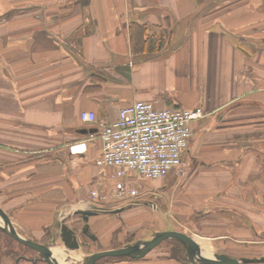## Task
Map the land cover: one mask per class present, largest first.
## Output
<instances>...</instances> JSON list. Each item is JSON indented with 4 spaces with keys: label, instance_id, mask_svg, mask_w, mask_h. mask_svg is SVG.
<instances>
[{
    "label": "crops",
    "instance_id": "obj_1",
    "mask_svg": "<svg viewBox=\"0 0 264 264\" xmlns=\"http://www.w3.org/2000/svg\"><path fill=\"white\" fill-rule=\"evenodd\" d=\"M132 21L165 34L164 49L133 53ZM137 100L204 111L164 181L101 166L102 141L81 119L94 111L112 123ZM121 187L136 194L120 197ZM0 207L44 244L65 246L66 213L98 211L96 238L70 225L79 241L148 213L231 257H264V0H0ZM12 249L0 264H50ZM100 264L186 263L153 253Z\"/></svg>",
    "mask_w": 264,
    "mask_h": 264
},
{
    "label": "built area",
    "instance_id": "obj_2",
    "mask_svg": "<svg viewBox=\"0 0 264 264\" xmlns=\"http://www.w3.org/2000/svg\"><path fill=\"white\" fill-rule=\"evenodd\" d=\"M203 116L202 108L158 107L144 100L122 107L112 123L100 121L94 111L81 113L82 121L96 129L90 137L102 141L98 163L115 168L117 177L135 172L147 180H159L181 169L193 135L192 122ZM91 194L101 197L97 190ZM135 194L134 189L122 187L118 192L120 197Z\"/></svg>",
    "mask_w": 264,
    "mask_h": 264
},
{
    "label": "water",
    "instance_id": "obj_3",
    "mask_svg": "<svg viewBox=\"0 0 264 264\" xmlns=\"http://www.w3.org/2000/svg\"><path fill=\"white\" fill-rule=\"evenodd\" d=\"M88 131L94 132L96 131V129H90ZM77 213H80L84 216V219L86 220L84 232H88L90 230L88 223L89 217L97 215L98 212L93 210H80L77 211ZM0 217L4 222L3 225H0L1 228L12 238L39 252L41 257L50 264H60L53 256L54 253L52 247L56 244L39 243L37 241L19 235L15 230L10 217L1 207ZM92 237L96 238L94 235ZM61 238L68 249H80L81 245L76 231L66 223H62L61 225ZM170 238L176 239L181 242L185 246V250L187 252L189 260L193 261L196 264H252L264 262V257H242L239 259L231 257L230 255L225 253H216L214 257H209L203 254L202 246L196 241L193 236L178 230H162L156 232L155 235L150 239L138 240L134 243H129L125 246L118 248H111L92 252L87 255L83 261L77 262L75 264H98V261L104 257L128 256L133 259L145 258L150 251L156 248L164 240Z\"/></svg>",
    "mask_w": 264,
    "mask_h": 264
},
{
    "label": "rangeland",
    "instance_id": "obj_4",
    "mask_svg": "<svg viewBox=\"0 0 264 264\" xmlns=\"http://www.w3.org/2000/svg\"><path fill=\"white\" fill-rule=\"evenodd\" d=\"M173 171H176V170H172L171 172H173ZM171 172H170V174H171ZM133 173L135 174V172H133ZM165 178L166 177L161 178L160 181H164ZM150 181L155 182V181H158V180H150ZM147 185L148 184H146V186ZM151 188L150 187H147V190H151ZM134 190H135V188H134ZM91 196L93 197L92 194H91ZM137 197H139V196H137ZM140 197L142 198L143 196H140ZM143 198H144V202H148L149 195L146 194V196H144ZM128 200H129L128 202L125 201L124 203H130V204L131 203L132 204L135 203L132 199H128ZM134 206L135 205H131L129 207H134ZM151 207H152V205H151ZM151 207H147L146 206V208H148V209L151 208ZM106 209L109 210L110 207L109 208L108 207H102V209L100 211V213H101L102 216L105 215L104 214V211ZM96 210H97V208H96ZM102 210H104V211H102ZM119 215L122 217V214H119ZM94 216L95 215H93L92 218ZM152 216H154V215L152 214ZM78 217H79V219H78ZM117 218H120V217H117ZM60 221L68 224L69 226L70 225H74L73 226L74 228H76L77 226H79L82 223L81 217L78 216V215H75L74 213H71V214H67L66 213V216H63ZM102 222H106V221L102 219ZM115 222L116 221H109V224H114ZM138 222H141V223H138ZM159 223H160V221H157V220H154L153 218H150L149 215H148V213H147L146 216H144L143 218H139L138 220H130V221H128V223H127L128 225H126L123 229H120V228H114V229H112V228H110L109 230H112V231H110V232L108 231V235L107 236H104V238H103L102 241L100 240L101 238L99 236H98V241H93L94 240L93 238L92 239L91 238H86L85 236H82L81 235L80 236V243H81L80 249L73 250L75 253L78 254L77 255L78 257H74L73 259H69L70 260V264H75L77 262L83 261L84 258H85V256H86V253H89L90 254L91 252H95L97 250H105L107 247H112L113 248V246H114V248H118V247L125 246V245H127L129 243H134V242H136L138 240L150 239L158 231H162V230H178V231L185 232V231L180 230V229H167V227L165 229V227L164 226L161 227L159 225ZM3 224H4V222L2 223V225ZM168 224H169V221H168ZM108 237H110L111 239L108 238ZM57 240H61V239L59 238ZM50 244H52V243H50ZM53 244H56V243H53ZM59 246L62 247L63 244L62 245H59ZM115 246H117V247H115ZM6 248H13L12 250H14L16 253H21V254H25L26 253L27 256L37 255L38 254L34 249H32V248H30V247H28V246H26V245H24V244H22V243H20V242H18L16 240H14V239H12L11 237H9L5 233V235L2 236V239L0 241V251L1 252H4V250ZM62 248L64 250H68V252L71 251V250L67 249L66 246H63ZM179 248L181 249L180 250V254L182 255L181 257H182L183 261L184 260H187V262H188L186 264H196L193 261H190L189 260L188 255H187V252L185 250V246L181 242H179L178 240L173 239V238L164 240L156 248H154L152 251H150L151 252V253L149 252L150 254L148 253L147 255H151L153 253H158L159 255L160 254H166V256H168L169 253H171L174 250H177ZM91 250H94V251H91ZM210 253L211 254H210L209 257H214V255L216 253H221V252L218 251V250H216V249H213L212 248ZM147 255H146V257H147ZM18 260H20L21 263L24 262V259H21V255H19V256L16 257L15 261H18ZM103 261L105 262V261H115V260L112 257H104V258H101L98 261V264L102 263ZM116 261H118V260H116ZM252 264H254V263H252Z\"/></svg>",
    "mask_w": 264,
    "mask_h": 264
},
{
    "label": "trees",
    "instance_id": "obj_5",
    "mask_svg": "<svg viewBox=\"0 0 264 264\" xmlns=\"http://www.w3.org/2000/svg\"><path fill=\"white\" fill-rule=\"evenodd\" d=\"M167 44V36L165 34L148 32L147 25L138 21H132L130 25V45L133 53L138 54H156L164 49ZM0 230L3 231L2 228ZM180 248L169 253V258L183 261L180 254ZM115 261L133 260L128 256L112 257ZM183 262L188 263L187 260Z\"/></svg>",
    "mask_w": 264,
    "mask_h": 264
},
{
    "label": "bare ground",
    "instance_id": "obj_6",
    "mask_svg": "<svg viewBox=\"0 0 264 264\" xmlns=\"http://www.w3.org/2000/svg\"><path fill=\"white\" fill-rule=\"evenodd\" d=\"M82 147L77 146L76 149H81ZM3 223L2 218L0 217V224ZM198 240V238H197ZM196 240V241H197ZM200 241V245L202 246L203 249V254L206 256H210V252H211V245L206 241V240H198ZM197 241V242H198ZM199 243V242H198ZM53 253H54V258L60 263V264H70V260L69 259H73L74 257H78L77 253H75L74 251H69V252H65L64 249L59 246V245H53L52 247ZM69 257V258H68Z\"/></svg>",
    "mask_w": 264,
    "mask_h": 264
},
{
    "label": "flooded vegetation",
    "instance_id": "obj_7",
    "mask_svg": "<svg viewBox=\"0 0 264 264\" xmlns=\"http://www.w3.org/2000/svg\"><path fill=\"white\" fill-rule=\"evenodd\" d=\"M80 214V213H79ZM80 217H81V219H82V227H81V229H80V231L84 234V235H87V236H91L92 237V234L90 233V230L88 231V232H84V227H85V225H86V220L84 219V216L82 215V214H80ZM90 217H92V216H90ZM89 217V218H90ZM89 221V220H88ZM75 230V229H74ZM78 236V235H77Z\"/></svg>",
    "mask_w": 264,
    "mask_h": 264
}]
</instances>
